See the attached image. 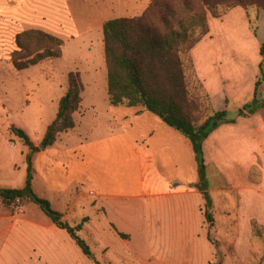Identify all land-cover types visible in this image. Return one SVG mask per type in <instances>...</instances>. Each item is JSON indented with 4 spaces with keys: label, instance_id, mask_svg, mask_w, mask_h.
Masks as SVG:
<instances>
[{
    "label": "crops",
    "instance_id": "crops-1",
    "mask_svg": "<svg viewBox=\"0 0 264 264\" xmlns=\"http://www.w3.org/2000/svg\"><path fill=\"white\" fill-rule=\"evenodd\" d=\"M235 15L247 19L243 9L234 8L221 19L210 21L209 32L191 50V59L195 75L207 93L211 108L215 112L225 111L227 118L234 120V123H225L215 129L203 141L201 150L206 192L212 200L215 215L219 213L215 216L218 240L220 236L223 238L226 235V228L230 227L235 234V245L239 248L242 245L251 247L252 223L264 231V107L253 114L237 116V112L251 102L255 94L264 99V57L260 55L264 36H256L254 51H250L248 47L230 48L223 39L222 31L217 36L212 35L213 23L221 28L222 19L233 20ZM214 38L218 46L212 43ZM240 55H245L244 61L236 57ZM258 81L261 83L256 87ZM102 88L107 97V82ZM61 98L57 99L58 102ZM83 103L81 97L78 110L82 108L83 114H78V111L74 113L75 127L72 133L82 126L85 113L96 108L95 105L83 107ZM121 109L125 108H111L107 101L103 115L105 122L94 126V139L83 138L72 145L69 142L73 137L68 135L70 133L60 134L52 147L36 153L32 160V192L48 201L51 207L60 208L54 211L60 213L71 227L77 226L85 218L87 221L84 224L87 225L92 223V218L77 217L75 210L78 200L85 194L78 192L74 197L68 191H76L77 187L82 188V183L88 182L87 194L94 199L90 209L96 215L97 222L101 220L98 219L100 215L112 227V231L127 236L123 239L125 242L128 238L127 242H130L132 236L122 232L129 228L119 220H132L135 229L142 231L144 244L139 245L137 264H194L195 252L192 248L188 254L186 247L192 240L194 223L199 216L198 205L203 203V197L195 188L196 183L178 189L181 184L175 183L176 177L173 176L174 169H188L189 159L195 162L191 145L156 115H153L156 117L155 125L140 131L137 138L130 139V127L127 125L130 116L145 121L149 112L133 113L129 109L122 112ZM232 112L234 114L229 117L228 114ZM14 139L15 143L4 139L0 141V189H22L18 184L25 182V151L19 148L21 160L14 159L11 148L17 142L20 143ZM41 141L42 138L31 142L38 148ZM131 151L134 158L139 159V165L144 167L148 179H151L149 186L146 183L143 191L135 196L125 193L129 187L124 185L116 186L118 189H115L111 180H103L99 187L96 181L101 171L98 169L108 175L116 163L113 159L112 168L109 167L113 154H116L119 170L124 164L128 166ZM104 152L109 157L99 159ZM95 153H98L97 158ZM16 170L19 174L14 178ZM4 171L10 173L12 181L2 178ZM55 171L59 176H52ZM64 176L67 177L65 181ZM54 181L59 185H55ZM39 182L40 189L37 188ZM127 201L139 204V215L129 211L130 203L126 204ZM166 202H170L171 206L166 208ZM26 204H30L31 208L26 209ZM0 209L3 210H0V236L4 235L0 242V264H61L64 261L70 264L69 257L61 255L62 245H66V232L57 229L38 207L27 200L23 206L15 210L13 208L11 212L0 201ZM159 231L164 237L161 241ZM167 232H175L180 238L165 241ZM207 242L211 246L208 239ZM249 256L248 253L244 256L248 259L244 264L249 262ZM107 262L113 264L110 260Z\"/></svg>",
    "mask_w": 264,
    "mask_h": 264
},
{
    "label": "rangeland",
    "instance_id": "rangeland-1",
    "mask_svg": "<svg viewBox=\"0 0 264 264\" xmlns=\"http://www.w3.org/2000/svg\"><path fill=\"white\" fill-rule=\"evenodd\" d=\"M149 2L150 0H0V141L4 139L9 143H15L14 136L9 133L10 127L22 130L31 141L41 140L46 128L56 117L57 99L61 98L67 91L68 75L70 73L79 74L83 86L81 97L84 103L82 106L95 105L96 108L94 111L89 110L85 113L82 126L78 127L73 132L74 134L71 130L66 132L67 134L70 133L68 135L73 136L69 139V142L73 145L83 138L94 139L93 137L96 136L94 126L105 122L103 115L107 106V97L102 88V85L107 82L102 26L106 21L112 19L140 16ZM245 14L247 19H243L239 15H235L236 18L233 20L231 18L222 19L224 21L221 28L213 23L212 35L217 36L222 31L224 34L223 39L228 42L230 48L241 47L244 49L248 47L250 51H254L256 36L258 35L259 38L264 36V9L251 6L248 7ZM207 19L208 24L210 21L215 20L210 16ZM28 30H38L62 39L64 45L61 50V57L44 60L23 71L15 70L10 61L12 52L16 50L15 37L17 34ZM212 43L215 46L219 45V43L216 44V38L212 40ZM236 57L242 61L246 58L245 55ZM187 82L188 110L191 111L193 116L197 117L202 113L203 97L207 93L197 79L195 70L193 75L189 74ZM81 110L82 108L77 113L83 114ZM121 110L122 112L123 110L126 111V108ZM129 110L133 113L141 112V109L138 108ZM233 114L232 112L228 116L230 117ZM155 121L156 117L151 113L145 121L130 116V120L127 121V125L130 127V139L137 138L140 131L146 130L149 126L152 127L155 125ZM63 136L67 140L65 135ZM40 146H42L41 143L38 146L39 151H43L44 148L40 149ZM19 148L25 151L23 158L28 153L27 148L21 142H17L11 148L16 161L21 160ZM35 155L36 153L33 158ZM95 156L97 158L98 153H95ZM104 157L108 158L109 155L104 152L99 159ZM113 159L117 163L116 154H113L110 160L108 159L109 167H111ZM116 163L108 171V175L107 172L98 169L101 171V175L97 176L98 181H96L99 187L103 180H111L114 182L113 187L115 189L124 185L126 188L129 187L125 193H128L129 196H135L143 191L146 183L149 186L151 179H148L144 167L139 165V159L134 158L132 151L128 166L124 164L125 167L123 166L119 170ZM173 173V176L176 177L174 182L181 184L178 189L183 185L197 184V165L191 159H189L188 169L187 167H181L177 170L174 169ZM18 174V170H16L14 178H17ZM9 175V172L4 171L2 178L12 181ZM52 176H59V174L55 171ZM65 178L67 177L64 176L63 181L67 180ZM57 181L59 182V180ZM123 182L124 184H122ZM174 182L172 185H174ZM60 183H62V180H60ZM54 184L59 185L55 181ZM18 185L21 188L24 187L23 182ZM40 185L39 182L38 189H40ZM88 186V182L82 183V188L77 187L76 191L73 189L72 192L71 190L68 192L73 193L74 197L78 192L85 194L78 200L75 210L77 217H90L92 223L87 222V225L83 223L78 235L89 247L93 260L87 259L66 233H64L66 239L64 243L66 245H62L61 255L69 257L72 261H70V264H108V260L112 261L113 264H137L139 245L144 244L141 238L142 231L135 229L136 225L133 224L132 220H119L120 223L121 221L124 222V226L129 228L122 232H128L132 236L130 242H127L129 238L125 242L112 231V227L107 225L100 215L98 219L101 220L97 222L96 215H93L94 212L90 209L93 206L94 199L90 194H87ZM25 202L27 200H21L19 203L13 204L14 210L23 206ZM128 203H130L128 205L129 211L139 215V204H134V201H127L126 204ZM179 203H181L180 199ZM170 206V202L165 203L166 208ZM25 208H31L30 204H26ZM51 208L56 211L60 209L57 207ZM197 211L200 217H196L192 240L186 247L188 254L192 248L195 252L194 264H241L240 261L244 264L245 261H248L244 258L247 253L250 255L249 262L245 264L264 263V260L261 261L264 257V231L259 225L255 226L254 232L252 229L253 241L251 247L242 245L238 248L235 245V234L230 227L226 228V235L223 238L220 236L218 240L215 216L219 213L216 212L217 215H215L213 210L214 227L210 234L216 245L211 244L210 246L206 239L209 231L203 218L204 201L198 205ZM222 227L224 228V224ZM162 234L161 231L158 232L160 241L162 238L164 239ZM179 238V234L167 232L165 241L178 240ZM3 239L4 235L2 234L0 242ZM6 249L9 250L10 248L6 247ZM151 251L154 250L151 249ZM239 254L243 258H240ZM61 264L69 263L64 261Z\"/></svg>",
    "mask_w": 264,
    "mask_h": 264
},
{
    "label": "trees",
    "instance_id": "trees-1",
    "mask_svg": "<svg viewBox=\"0 0 264 264\" xmlns=\"http://www.w3.org/2000/svg\"><path fill=\"white\" fill-rule=\"evenodd\" d=\"M251 6L264 9V0H150L140 16L112 19L102 26L109 106L138 108L156 116L161 115L167 127L189 141L197 165L195 188L201 192L204 201L203 218L209 231L207 239L214 246L216 243L210 234L214 227L213 204L206 192L201 146L220 125L234 123V120H229L225 111L215 112L206 94L199 116H193L188 110L187 81L194 71L190 53L209 32L208 16L219 19L231 9L240 7L247 11ZM15 45L16 50L12 52L10 61L15 70L23 71L44 60L60 58L64 41L49 33L28 30L16 35ZM260 55L264 57V43ZM260 83L258 81L256 87ZM82 92L79 74L70 73L68 89L58 102L56 117L42 138L44 149L52 147L58 135L74 129L73 115L80 107ZM262 107L264 99L255 94L253 100L237 112V116L253 114ZM9 133L28 150L25 155L26 177L22 189H0L1 204L13 212L16 200L30 201L57 229L67 233L86 258L93 260L89 247L78 235L87 219L71 227L60 213L51 208L48 201L33 194L32 159L39 149L22 130L10 127ZM251 226L254 232L256 225L252 223ZM117 235L122 239L127 238L123 234Z\"/></svg>",
    "mask_w": 264,
    "mask_h": 264
},
{
    "label": "water",
    "instance_id": "water-1",
    "mask_svg": "<svg viewBox=\"0 0 264 264\" xmlns=\"http://www.w3.org/2000/svg\"><path fill=\"white\" fill-rule=\"evenodd\" d=\"M158 117H159L160 119H162V116H161V115H158ZM40 149H43V147L40 146Z\"/></svg>",
    "mask_w": 264,
    "mask_h": 264
},
{
    "label": "built area",
    "instance_id": "built-area-1",
    "mask_svg": "<svg viewBox=\"0 0 264 264\" xmlns=\"http://www.w3.org/2000/svg\"><path fill=\"white\" fill-rule=\"evenodd\" d=\"M15 203H19V200H16V201L14 202V204H15Z\"/></svg>",
    "mask_w": 264,
    "mask_h": 264
}]
</instances>
